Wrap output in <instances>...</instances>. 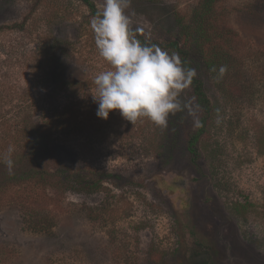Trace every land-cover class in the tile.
Returning a JSON list of instances; mask_svg holds the SVG:
<instances>
[{
	"label": "rangeland",
	"instance_id": "obj_1",
	"mask_svg": "<svg viewBox=\"0 0 264 264\" xmlns=\"http://www.w3.org/2000/svg\"><path fill=\"white\" fill-rule=\"evenodd\" d=\"M89 1L100 9L102 0ZM201 2L132 0L135 36L171 42ZM217 8V25L236 39L220 48L226 72L192 48L210 112L187 88L185 109L161 129L118 110L97 117L93 80L109 66L84 1L0 0V139L3 124L31 135L46 121L66 125L52 140L54 176L40 199L0 208V264H195L184 235L211 264H264V0ZM65 170L88 185L62 186Z\"/></svg>",
	"mask_w": 264,
	"mask_h": 264
},
{
	"label": "clouds",
	"instance_id": "obj_2",
	"mask_svg": "<svg viewBox=\"0 0 264 264\" xmlns=\"http://www.w3.org/2000/svg\"><path fill=\"white\" fill-rule=\"evenodd\" d=\"M131 2L102 0L89 22L98 54L109 66L93 80L96 115L107 120L110 112L118 110L132 125L146 119L165 129L169 117L185 109L181 97L197 73L177 53L169 54L157 44L136 38L128 14ZM226 70L221 66L219 73ZM13 151L10 145L2 156L9 174L14 167Z\"/></svg>",
	"mask_w": 264,
	"mask_h": 264
},
{
	"label": "trees",
	"instance_id": "obj_3",
	"mask_svg": "<svg viewBox=\"0 0 264 264\" xmlns=\"http://www.w3.org/2000/svg\"><path fill=\"white\" fill-rule=\"evenodd\" d=\"M82 1L88 5L92 15L97 13L94 3L89 0ZM218 2L219 0H202L199 7L194 11L191 21L182 20L184 29L182 32H178L171 42L161 44L148 42L141 36L136 38L145 43L157 44L171 54L177 53L186 67L194 69L195 62L193 60L194 56H192V48L196 46L198 59L202 60L208 69L217 73V69L223 65L221 62L223 50L220 52V48L226 50L228 42L236 40L232 38V33L228 28H220L217 25L220 18L218 17L220 16L219 8H217ZM190 38L193 40L190 41ZM51 66L53 71V62ZM189 89L201 109H203L204 114H208L211 103L204 90L203 82L197 74L193 78ZM206 120V117L200 119L197 132L189 139L191 152H195L194 145L204 132ZM64 123L63 120L43 122L34 127L32 135L28 129L13 132L10 131L9 126L3 124L2 130L5 133L0 139V208L20 199L29 202H36L40 199L43 190L41 185L54 176L53 171L47 167V160L51 152L52 140L56 134L65 129L66 125ZM10 145L14 149L12 154L14 167L11 174H9L8 168L2 159L3 154ZM21 148H23V151H21ZM63 175L60 183L64 187H68L74 179L75 183L83 188L89 183L87 177L83 174L71 175L65 170ZM72 183L75 184L74 181ZM180 247L185 251V255L190 262L211 264L210 260L208 261V252H200L199 247L195 248L186 235L180 240Z\"/></svg>",
	"mask_w": 264,
	"mask_h": 264
}]
</instances>
